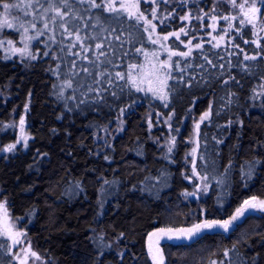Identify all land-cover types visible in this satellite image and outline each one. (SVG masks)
<instances>
[{"label":"trees","instance_id":"1","mask_svg":"<svg viewBox=\"0 0 264 264\" xmlns=\"http://www.w3.org/2000/svg\"><path fill=\"white\" fill-rule=\"evenodd\" d=\"M48 1L31 0L34 23L48 25L44 53L22 63L0 52V147L15 140L7 124L22 113L31 136L25 149L0 155V195L44 264H151V231L226 220L245 200L264 198V97L255 95L264 46L253 44L247 27L222 47L203 43L167 69L144 72L150 44L140 22L79 0H69L68 16L55 13L67 11L59 0L40 16ZM75 29L88 37L83 47H71ZM101 43L104 56L95 47ZM124 108L132 110L122 132L97 147L94 134ZM149 109L171 116L173 129L189 113L208 111L195 163L207 192L198 199L186 195L193 183L187 144L176 140L169 151L155 140L167 132L149 130ZM161 249L164 264H264V213ZM0 264H16L2 234Z\"/></svg>","mask_w":264,"mask_h":264},{"label":"rangeland","instance_id":"2","mask_svg":"<svg viewBox=\"0 0 264 264\" xmlns=\"http://www.w3.org/2000/svg\"><path fill=\"white\" fill-rule=\"evenodd\" d=\"M95 2L97 4L103 3L102 9L105 11H108V7L111 6L115 9L114 12L125 14L128 18L143 25L150 44L149 49L142 53L144 72H148L151 67L169 68L174 58L184 57L179 53L188 52L189 49L193 50L197 48L196 45L201 47L203 43H213L215 47H222L226 42H230L236 32L239 33L241 27L244 26L250 30L253 44L261 49L264 46V6L260 4L259 0H95ZM4 3L16 5V7L6 11L3 8ZM84 3L90 5V0H85ZM52 5L56 4H50L48 1V5L44 9L52 8ZM33 6L37 5L31 6V0H0V52L3 58L27 63L37 59L42 52L44 53V48L47 45L45 38L47 35H44V31L48 27H44L46 23H43L41 27H37L34 23L35 8ZM253 6L260 11L253 13L251 11ZM42 7H40V16L47 14V12L50 13V11L42 10ZM241 20L244 21L243 24ZM66 21L67 19L62 21L63 24ZM249 21L251 22L249 23ZM174 24L178 26L176 29L172 28ZM162 28L168 30L164 32L161 30ZM182 29L183 31H181ZM50 34L53 33L50 32ZM171 40L177 42L182 49H173L170 45ZM172 53H177V55H172ZM33 56L35 59L32 58ZM153 79L154 77L149 80V84L154 82ZM255 95L264 97V81L255 91ZM131 110L132 108L120 110L112 123L94 134L97 147L107 146L109 140L122 132L126 117ZM206 112L208 113L205 111L199 115L189 113L184 118L185 123L182 124V129L172 128L170 125L171 116L165 117L151 109L148 110L145 118L150 131H155L159 126L165 127L167 134L154 136V138L161 145L164 144L166 149H169L176 140L180 139L187 144V154L191 166L190 181L193 182L192 189L188 193H195L194 196L188 195V198L192 199H198L207 192L204 178L197 174L195 168L199 128L208 118L201 121V117ZM7 125L15 129L16 138L0 147V155L13 153L16 148L25 149L31 137L27 129L25 113L17 118L12 117ZM197 125H199L198 128ZM184 131L187 133L186 137H183ZM10 145L15 147L9 150ZM259 200H264V198L257 199V201ZM250 212L264 213V210H249L245 215ZM244 216L234 221L229 229L241 221ZM201 222L203 221L199 223ZM195 224L197 223L178 228H157L151 231L146 241L151 264H164L161 249L163 242L190 240L186 237L167 239L166 236H180L181 229L191 228ZM161 229L164 231L161 232ZM228 230L222 229L220 231ZM0 234L7 237L10 253L16 264H44V260L20 227V218L11 215L7 201L1 195ZM32 253H36V255L33 256Z\"/></svg>","mask_w":264,"mask_h":264},{"label":"snow or ice","instance_id":"3","mask_svg":"<svg viewBox=\"0 0 264 264\" xmlns=\"http://www.w3.org/2000/svg\"><path fill=\"white\" fill-rule=\"evenodd\" d=\"M37 2H39V0H37ZM61 6L65 9H67V11H64V12H61L59 8H55L54 10L56 11L57 15L60 16L61 18H63L64 16H68L69 13L72 11L71 9V6H70V2L69 0H59ZM80 3H84L85 0H79ZM260 4L262 6H264V0H259ZM49 3L50 4H54L55 3V0H49ZM13 7H16V5H9L7 3H4L3 4V8L7 11L9 10L10 8H13ZM90 7H93V8H97V9H101L103 7V3L101 4H97L95 2V0H90ZM50 10H53L52 8H49V9H44L45 12L47 11H50ZM108 11L110 12H114L115 9L111 6L108 7ZM251 11L253 13H256V12H259L260 9L256 8L255 6L252 7ZM56 17H53V20H55ZM227 19V18H225ZM251 21H249L250 23ZM241 23L243 24L244 21L241 20ZM9 27H11V25H8ZM45 28L48 27L47 24L44 25ZM155 27V26H153ZM65 31H68L67 29H65ZM79 29H75V32H76V35L74 36L73 40H72V44H71V47H75L77 45V43L80 44L81 47H83L84 45V40L85 39H88V37H84L82 38L80 35H79ZM183 31V29L181 30ZM68 35L71 37L73 36V33L71 31H68ZM117 39H119V37H116ZM165 39H167V37H165ZM96 49H99L101 50L99 52V56H104L105 53L104 51L102 50L103 49V44H96L95 45ZM197 48L200 47V45H196ZM69 51H71V48H69ZM84 51H88V48H84ZM191 53V49H189L188 52H183V53H179V55L181 56H188L190 55ZM45 55H47V53H45ZM74 55H80L79 53H75ZM172 55H177V53H172ZM33 59H35V57L33 56L32 57ZM87 58V57H85ZM99 58V57H98ZM245 59H256L255 56L253 57H245ZM75 66V63L73 62V67ZM169 67H171L169 65ZM85 71H87V69H85ZM116 76L118 78H121L123 79L124 77L121 76L120 73H116ZM129 80L131 81V83L133 84L134 87H136V83L135 81H132L131 80V77H129ZM111 83V81H109ZM68 87H71V84L68 83L67 84ZM138 91L142 90V89H139L137 88ZM151 91V89H149ZM89 91H92V89L90 88ZM154 95H156L157 93L153 92ZM161 100H167V95H161L159 97ZM209 116V113H204V115L201 117V121L205 120L207 117ZM199 127V125H197V128ZM15 146L14 145H10L9 146V150H11L12 148H14ZM171 147L169 148V151H171ZM255 163H260L259 161H256ZM253 165H250V172L249 174H251V167ZM186 195H195V193H186ZM256 209H259V210H264V200H259L257 201V198L256 197H252L250 200H245L243 202V204L238 207L236 210H235V213L229 217L228 219L226 220H204L203 222L201 223H197L195 225H193L191 228H188V229H181L180 230V233L181 235L180 236H176V237H173V236H166L165 238L167 239H173V238H176V239H179L181 237H186V238H193L195 237L196 235H198L202 230H209V229H213V228H216V227H220V228H223L224 230H228L229 229V226L233 224L234 221L238 220L240 217L244 216L245 213L249 210H256ZM161 232H163L164 230L161 229L160 230ZM33 256L36 255V253H32Z\"/></svg>","mask_w":264,"mask_h":264},{"label":"water","instance_id":"4","mask_svg":"<svg viewBox=\"0 0 264 264\" xmlns=\"http://www.w3.org/2000/svg\"><path fill=\"white\" fill-rule=\"evenodd\" d=\"M223 228H220V227H216V228H213V229H209L207 231H220L222 230Z\"/></svg>","mask_w":264,"mask_h":264}]
</instances>
